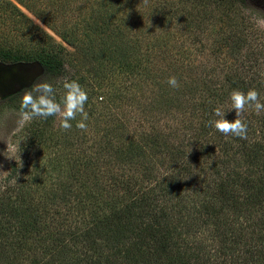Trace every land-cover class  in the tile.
Returning a JSON list of instances; mask_svg holds the SVG:
<instances>
[{"label": "trees", "instance_id": "trees-1", "mask_svg": "<svg viewBox=\"0 0 264 264\" xmlns=\"http://www.w3.org/2000/svg\"><path fill=\"white\" fill-rule=\"evenodd\" d=\"M110 1L71 20L25 3L58 40L5 1L35 31L21 36L25 54L0 48V60L76 80L89 119L87 132L76 120L47 132L54 117L25 126V159L0 178V264H264V112L245 114L247 139L209 123L233 90L264 101V34L213 35L208 0H124L118 20ZM53 87L59 100L63 83ZM54 140L64 147L41 166L34 156Z\"/></svg>", "mask_w": 264, "mask_h": 264}, {"label": "rangeland", "instance_id": "rangeland-1", "mask_svg": "<svg viewBox=\"0 0 264 264\" xmlns=\"http://www.w3.org/2000/svg\"><path fill=\"white\" fill-rule=\"evenodd\" d=\"M5 1L15 4L24 14L31 18L35 24L49 32L58 40V37L54 35L49 28L44 26L32 11L24 6L25 3L33 6V10L36 13L41 12L40 14L44 15L49 12L57 19L67 20L69 18L71 20V18L89 19L92 16L96 17V12L98 10L97 5L103 0H0V6H2V8L6 7L5 14L0 16V48L7 49L14 55L25 54L22 49L27 48V43L21 39V36H24V33L26 32L30 33L35 30L33 28L24 27L20 20L17 21V16L11 13L10 8ZM147 1L152 5L150 0ZM137 2V6L139 7L141 5H146L144 0H137ZM125 4H127V2L124 0H111L110 5L116 11L109 16L114 20L123 17L124 11H126L124 7ZM139 12L141 14L144 11ZM205 14L212 15L216 20L214 24L208 25L213 26L212 30H210V32H213V35L217 34L214 32L217 29L228 35H232L234 32L239 34L241 33V29L242 33L248 34L249 37L250 35H253V33L264 34V0H208ZM153 23L154 24L151 25L150 21L142 19L143 26L151 25L154 32L165 33L159 23L155 21ZM173 26L174 27L167 28V31L174 37H177L185 30L177 25L173 24ZM83 66L84 67L79 63H75L74 70L77 71V73H80V70L83 71L86 69L85 67H87L86 65ZM40 80H46L52 85L58 86L64 82L65 77L41 75L33 84ZM30 87L25 88V90L18 95L15 100V107L5 105L0 106V178L7 174L11 163L19 162V160L22 163L25 159L24 146L28 144L27 137L24 138L26 134L25 126L29 121L25 120L24 114L20 111V101L23 93L29 91L31 89ZM1 98L2 97H0V99ZM46 131L54 132L55 135L58 134V131H60L58 117H54ZM63 147L64 144L60 143L59 140L45 142L41 146L39 150L40 152L36 153L34 157L43 164L41 166L48 165L47 162L50 159L49 153L50 156H53V149L59 150Z\"/></svg>", "mask_w": 264, "mask_h": 264}, {"label": "clouds", "instance_id": "clouds-1", "mask_svg": "<svg viewBox=\"0 0 264 264\" xmlns=\"http://www.w3.org/2000/svg\"><path fill=\"white\" fill-rule=\"evenodd\" d=\"M167 83L172 88H179L180 83L175 76H170ZM63 95L57 99V90L46 80H40L25 91L20 101V111L25 120H46L48 117H58L61 131L70 130L73 125L71 121L76 120V127L83 132L88 131V113L85 104L88 102L86 90L76 80H65L63 82ZM230 104L228 107H217L214 111L215 119L210 125L225 136H233L247 139L248 127L245 114L249 109L257 115L264 112V101L260 94L253 88L247 92L238 89L230 93ZM235 110V119H225L226 110ZM77 117H80L77 120ZM190 151V149H189ZM19 160V164H20ZM186 179V178H185Z\"/></svg>", "mask_w": 264, "mask_h": 264}, {"label": "water", "instance_id": "water-1", "mask_svg": "<svg viewBox=\"0 0 264 264\" xmlns=\"http://www.w3.org/2000/svg\"><path fill=\"white\" fill-rule=\"evenodd\" d=\"M44 72L38 60L0 61V97H6L29 88Z\"/></svg>", "mask_w": 264, "mask_h": 264}, {"label": "flooded vegetation", "instance_id": "flooded-vegetation-1", "mask_svg": "<svg viewBox=\"0 0 264 264\" xmlns=\"http://www.w3.org/2000/svg\"><path fill=\"white\" fill-rule=\"evenodd\" d=\"M1 61V60H0Z\"/></svg>", "mask_w": 264, "mask_h": 264}]
</instances>
